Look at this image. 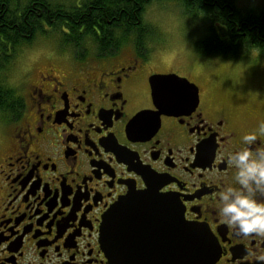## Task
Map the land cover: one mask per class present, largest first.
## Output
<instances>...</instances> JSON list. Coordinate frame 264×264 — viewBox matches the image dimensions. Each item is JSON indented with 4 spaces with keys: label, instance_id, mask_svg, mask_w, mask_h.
<instances>
[{
    "label": "flooded vegetation",
    "instance_id": "flooded-vegetation-1",
    "mask_svg": "<svg viewBox=\"0 0 264 264\" xmlns=\"http://www.w3.org/2000/svg\"><path fill=\"white\" fill-rule=\"evenodd\" d=\"M147 51L75 57L21 96L23 108L0 133V264H111L105 215L148 192L177 201L186 222L207 230L214 264H264L249 254L264 252V237L239 236L217 215L218 192L238 187L228 153L263 117L205 90L197 65L155 67ZM172 74L198 95L163 86L158 104H174L163 113L151 79ZM261 146L264 134L249 147Z\"/></svg>",
    "mask_w": 264,
    "mask_h": 264
},
{
    "label": "trees",
    "instance_id": "trees-1",
    "mask_svg": "<svg viewBox=\"0 0 264 264\" xmlns=\"http://www.w3.org/2000/svg\"><path fill=\"white\" fill-rule=\"evenodd\" d=\"M154 1H176L187 17L203 21L205 34L195 45L202 56L234 60L252 49L264 55V4L245 11L236 0H0V114L12 119L23 108L21 96L1 79L22 46L57 35L62 49L81 57L129 43L150 52L154 32L144 13Z\"/></svg>",
    "mask_w": 264,
    "mask_h": 264
},
{
    "label": "rangeland",
    "instance_id": "rangeland-1",
    "mask_svg": "<svg viewBox=\"0 0 264 264\" xmlns=\"http://www.w3.org/2000/svg\"><path fill=\"white\" fill-rule=\"evenodd\" d=\"M236 4L241 10H257L263 6L264 0H236ZM144 20L154 32L147 46L150 58L155 59V67L159 66L156 62H161L160 67L164 69L186 71V64L197 65L202 72L199 81L205 90L235 112L253 107L264 119V55L252 49L234 60L198 57L195 44L205 34V24L187 17L176 1L152 2L145 10ZM91 55H94L93 51L85 54L90 58ZM75 57L81 58L71 47L62 49L57 35H40L32 44L19 49L11 64L1 73V79L20 96L28 98L30 84L37 83L42 75L56 74L55 71L61 70L60 66ZM10 121L11 117L0 114V133Z\"/></svg>",
    "mask_w": 264,
    "mask_h": 264
},
{
    "label": "water",
    "instance_id": "water-1",
    "mask_svg": "<svg viewBox=\"0 0 264 264\" xmlns=\"http://www.w3.org/2000/svg\"><path fill=\"white\" fill-rule=\"evenodd\" d=\"M151 84L154 101L163 113L174 107L158 104L166 98L163 86L181 84L194 97L198 95L195 85L174 74L154 76ZM101 229L102 246L111 264H214L218 258L207 230L186 222L177 201H166L154 192L133 195L115 205Z\"/></svg>",
    "mask_w": 264,
    "mask_h": 264
},
{
    "label": "clouds",
    "instance_id": "clouds-1",
    "mask_svg": "<svg viewBox=\"0 0 264 264\" xmlns=\"http://www.w3.org/2000/svg\"><path fill=\"white\" fill-rule=\"evenodd\" d=\"M260 134H264V122L258 129L245 133L241 147L228 153V162L234 171L235 184L224 185L217 194V215L223 223L243 237H264V146L255 151ZM254 259L264 262V252H249Z\"/></svg>",
    "mask_w": 264,
    "mask_h": 264
}]
</instances>
